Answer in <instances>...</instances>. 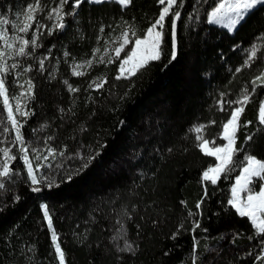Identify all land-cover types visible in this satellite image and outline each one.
<instances>
[{
  "label": "trees",
  "instance_id": "obj_1",
  "mask_svg": "<svg viewBox=\"0 0 264 264\" xmlns=\"http://www.w3.org/2000/svg\"><path fill=\"white\" fill-rule=\"evenodd\" d=\"M220 1L183 0L179 7L177 0L173 10L181 15L175 59L170 13L161 58L134 75L118 71L128 47L111 63L95 62L82 75H75L71 65L89 58L95 47L103 48L124 25L140 36L159 15L163 5L158 0H132L127 7L114 0H84L65 17L64 29L49 34L46 24L26 36L37 38L40 46L30 44L26 50L32 55L14 57L5 77L10 101L20 97V109L28 113L13 110L23 145L0 97V149L16 157L9 161V177H0L5 184L0 189V264H58L43 203L67 264H193L194 256L196 264H264L256 259L264 258L260 235L249 218L228 204L245 155L264 159L258 112L264 86L257 87L240 116L235 143L241 151L215 184L204 180L203 172L215 166L216 157L206 155L196 139L202 135L212 145L224 144L222 124L238 106L231 102L264 73V7L247 12L230 32L208 20ZM34 2L0 0V17L10 21ZM57 3L41 0L35 20ZM71 3L65 11H72ZM129 39L132 43L136 37L130 33ZM254 45L256 58L245 65ZM96 77L103 78V86L89 87ZM29 80L31 93L28 84L19 91L21 82ZM199 125L206 126L201 133L194 130ZM248 135L254 141L246 140ZM21 147L28 149L34 169L40 156L37 175L53 187L42 182L40 192L31 190ZM5 159L0 152V163ZM68 173L74 176L70 182ZM262 182L257 178L254 190ZM124 239L134 251L118 250Z\"/></svg>",
  "mask_w": 264,
  "mask_h": 264
},
{
  "label": "snow or ice",
  "instance_id": "obj_2",
  "mask_svg": "<svg viewBox=\"0 0 264 264\" xmlns=\"http://www.w3.org/2000/svg\"><path fill=\"white\" fill-rule=\"evenodd\" d=\"M84 0H72L71 3V12L65 11V5L69 4V0H58V3L55 7L51 8L49 12V19L55 16L56 23L53 27L49 28V34L53 30H62L65 28V17L69 15H73L78 9ZM89 2L95 3H102L103 0H89ZM119 4L123 7H127L132 3V0H118ZM160 5H163L162 9L159 12L158 17L156 20L147 27V29L140 35L137 36L136 32L132 30L131 26L123 32L120 33V36L123 38V43L120 44L119 47L115 48V52L117 56L124 51L125 45L128 44L129 41V34L131 36L136 37L134 41V47L131 48L130 52L125 53V57L120 62V73L121 75H134L137 70L143 68L149 61L159 60L161 58V50L162 44L164 42L165 37V27L164 21L165 18L169 16L171 13V37H172V54L171 58L175 59L176 57V20L180 18L181 13L179 11H174L173 6L177 5V0H158ZM179 7L183 6V0L181 3L177 5ZM258 6L264 7V0H224V2L218 4L212 12L209 14L210 22L217 20V18L227 9L228 12L234 13L236 19H232L230 22V27H234L240 20L244 18V15L249 12L250 10L256 9ZM42 10L41 0H35L34 3H29L26 5L24 12H23V25L18 28V31L21 33H27L29 28L32 27V23L35 20V13ZM9 21L6 18L0 17V26L7 25ZM42 27L41 25H37V28ZM103 31V29H101ZM20 40V45L16 50L15 54L18 56H26L32 55V51L26 50L28 46L31 44L33 49L39 47L40 45L37 43V38L33 37L30 39H24L23 37H17ZM0 40H3L4 44L8 49H14L16 46L13 43L8 42V35L7 31L0 27ZM96 51H99L97 49ZM65 55H69V53L65 52ZM257 49L255 45L252 47L251 52L249 54L248 60L245 61V65H249L252 60L256 58ZM4 52H0V97H3V104L5 109L7 110V120L10 121L12 128L16 131V140L20 142L21 145L24 144L23 136L20 132V124L15 118L13 113V109L9 103V96H8V86L6 82V75L9 72V66L4 61ZM40 59L39 64L41 69L44 67V60ZM101 62L103 59L101 58ZM112 61H109L111 63ZM89 66L91 65V61L86 62ZM131 65V67H126ZM82 65H77L81 67ZM17 64H12L11 68L15 69ZM28 70V69H26ZM236 71H240L238 68ZM75 75H82L83 73L74 70ZM120 78V77H117ZM68 88L71 91H77L71 84H68L65 81ZM95 83V82H94ZM103 81L101 83L95 84L96 88H100L103 86ZM28 89L27 91L31 93L32 91V83L31 80L27 81ZM258 86H264V73L256 76V78L252 81V88L249 91L245 88L241 97L236 100L232 101V104H236L238 106L231 108L230 116L227 119V122L222 124L223 132L222 138L226 140L227 143L222 144L219 147H216L213 142V147H208L209 140L204 139L202 135H197L196 139L202 141L198 147H200L206 155L216 157L218 163L215 164V167H208L207 170L203 172V179L210 181L211 183L215 184L216 181L220 178V174L224 173L229 170V166L233 163V158L238 151L241 149L236 147V133L240 127V116L244 112L245 106L250 102L253 98L254 94L257 91ZM89 87H92L90 84ZM17 100L15 111L20 113V115L24 116L28 113L22 112L20 109V97H14ZM221 103H223L221 101ZM259 121L261 125H264V100L259 102ZM215 123V121H212ZM251 121L245 122V124H251ZM205 125H199L194 130L197 133H201L202 130L205 128ZM7 131V129H5ZM248 141H254L255 137L253 135H248L245 137ZM22 156L20 157L27 168V176L30 179L31 185L33 187L31 190L33 192H40L42 189L37 186L40 185L42 182L46 184L47 187H53V184L48 182L47 177L37 175V170L41 167L39 164L40 156L37 155L35 158L37 160L36 167L34 169L31 160L29 159L28 149L26 147H21L20 149ZM0 152L3 153L4 157L6 158L3 163H0V177L7 178L10 175V168H9V161L16 159L15 156L10 155V150L7 148L0 149ZM35 152V149H33ZM49 153L52 154L53 150L49 149ZM47 159V157H45ZM95 157H88L86 158L85 162L82 164L81 168L86 169L91 164L92 160ZM244 160L246 162L245 166L240 175L236 177V183L233 185L232 191V198L228 201V204L231 205L236 212L241 217L249 218L252 226L256 230L257 234L261 237V244L264 245V186L260 187L258 191L254 190L251 185L254 184V178H259L264 180V159H260L257 155L248 154L245 155ZM67 182H70L74 179V176L71 173H68L65 177ZM5 184L0 182V189L4 188ZM247 190L246 198L242 199L240 193L242 191ZM207 195V193H205ZM15 199H19V197H15ZM198 202L197 208L200 207V203ZM44 216L47 219L48 227L52 229V217L49 215L48 205H42ZM126 215L130 214L126 213ZM192 215V213H189ZM196 227L199 228L200 224L197 222ZM123 228V224H121V229ZM120 230H118L119 232ZM207 231V229H205ZM121 237H113L114 240ZM51 239L54 245V251L58 258V264H67L65 258V252L61 247V242L55 230H52ZM32 249H29L31 251ZM118 250L121 252H132L134 251L132 243H130L127 239H124L123 247L118 246ZM195 251V245H194ZM264 252V248L261 249ZM257 260L264 259L261 256L256 257ZM193 264H196V258L194 256Z\"/></svg>",
  "mask_w": 264,
  "mask_h": 264
},
{
  "label": "rangeland",
  "instance_id": "obj_3",
  "mask_svg": "<svg viewBox=\"0 0 264 264\" xmlns=\"http://www.w3.org/2000/svg\"><path fill=\"white\" fill-rule=\"evenodd\" d=\"M114 1H118V0H114ZM222 2H224V0H221L218 4H220ZM218 4H217V6H218ZM55 6H52L51 8H53ZM51 8L49 9L47 14L43 15L42 19L41 18L38 19V20L36 19L33 22H31L32 23V27L29 28V31L27 33H21V32L18 31V28L23 25V12H24L25 8L23 10L19 11L17 14H15L14 17L9 21V23L7 25L0 26V27H2L3 29H5L7 31L8 42L9 43H13L16 46L14 49H8L6 47V45L4 44L3 40H0V52H4L5 53V56H4L3 59L7 63V65L11 64V61H12V59L14 57L18 56V55L15 54L16 50L18 49V47L20 45V40L17 37H23L24 39H27L26 36L28 34H36V32L39 29H42V28L45 27L44 25L48 24L50 28L53 27V25H55V23H56L55 16H53L51 19H49V12H50ZM232 16H233V18L236 17L234 13H230V12L227 11V9H225L224 12L217 18V20L212 21L211 23L216 22L217 25L223 26L225 29H227L228 31L232 32L235 29L236 25H237L236 24L234 27H230V22H231V19H232L231 17ZM208 20H209V17H208ZM209 22H210V20H209ZM37 25H41L42 27L37 28ZM127 29H128L127 25H124L122 30H121V32H123V31H125ZM120 33H118L113 38H111L106 43V45L103 48H100L98 46L95 47L92 50L91 55H90L89 58L83 59V60H78V61H73L72 65H71L72 71L74 72V70H75V71H79V72L82 73L85 70H87L91 66V65L89 66L86 63L87 61H91L92 62L91 64H93L95 62H101V58L103 59V62L112 61L115 58L120 57L122 55V53L124 51H126L127 47H128V49H127L126 52H130L131 48L134 47V42H132V43L129 42L128 44H126L124 51H122L119 54V56H117V54L115 52V48L119 47L120 44L124 42L123 38L120 36ZM121 38H122V40H121ZM129 41H130V39H129ZM97 49H99V51H96ZM124 57H125V55L121 58V60H123ZM121 60H120V62H121ZM77 65H82V66L77 68ZM126 67H131V65H128ZM118 71H119V75L120 76H127V75H121V73H120V65H119ZM102 81H103L102 77H96L95 79H93V81L91 82L92 88H96L95 84L101 83ZM21 86L22 87H20L19 91H21V92L26 91L27 83L22 81L21 82ZM2 99H3V97H2ZM9 103H10V106L12 107V109L15 111L17 100L13 98L12 101H10V99H9ZM19 103H20V100H19ZM201 142L202 141H199V144ZM225 143H227L226 140H225ZM219 146H221V145H218L216 147H219ZM208 147H213V145L211 143H209ZM217 163H218V161H217ZM213 167H215V166H213ZM242 170H243V168H242ZM256 179L257 178H254V184L256 183ZM235 183H236V179H235L234 184ZM254 184L251 185V187L254 188ZM262 186H264V182L261 183L260 187H262ZM246 195H247V190L242 191L240 193V196H241L242 199L246 198ZM42 205H45V204L43 203ZM50 230H51V233H52L53 226H52V229H50Z\"/></svg>",
  "mask_w": 264,
  "mask_h": 264
},
{
  "label": "water",
  "instance_id": "obj_4",
  "mask_svg": "<svg viewBox=\"0 0 264 264\" xmlns=\"http://www.w3.org/2000/svg\"><path fill=\"white\" fill-rule=\"evenodd\" d=\"M177 24H178V19L176 20V32H177ZM176 49H177V39H176Z\"/></svg>",
  "mask_w": 264,
  "mask_h": 264
},
{
  "label": "crops",
  "instance_id": "obj_5",
  "mask_svg": "<svg viewBox=\"0 0 264 264\" xmlns=\"http://www.w3.org/2000/svg\"><path fill=\"white\" fill-rule=\"evenodd\" d=\"M211 11H212V10H211ZM211 11H210V12H211ZM209 14H210V13H209ZM208 17H209V15H208ZM231 18H232V19H236V17H235V18H233V16H232ZM232 19H231V20H232ZM214 24H216V22H214Z\"/></svg>",
  "mask_w": 264,
  "mask_h": 264
},
{
  "label": "bare ground",
  "instance_id": "obj_6",
  "mask_svg": "<svg viewBox=\"0 0 264 264\" xmlns=\"http://www.w3.org/2000/svg\"><path fill=\"white\" fill-rule=\"evenodd\" d=\"M121 40H122V38H121Z\"/></svg>",
  "mask_w": 264,
  "mask_h": 264
}]
</instances>
